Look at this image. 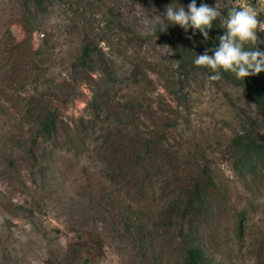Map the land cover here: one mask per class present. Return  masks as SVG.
Instances as JSON below:
<instances>
[{
    "label": "rangeland",
    "instance_id": "obj_1",
    "mask_svg": "<svg viewBox=\"0 0 264 264\" xmlns=\"http://www.w3.org/2000/svg\"><path fill=\"white\" fill-rule=\"evenodd\" d=\"M204 1L221 12L210 44L147 34L172 0H0V264H185L192 246L264 264V151L239 149L264 143L245 83L264 72L190 63L232 7L261 20L264 0Z\"/></svg>",
    "mask_w": 264,
    "mask_h": 264
},
{
    "label": "clouds",
    "instance_id": "obj_2",
    "mask_svg": "<svg viewBox=\"0 0 264 264\" xmlns=\"http://www.w3.org/2000/svg\"><path fill=\"white\" fill-rule=\"evenodd\" d=\"M220 16L221 12L216 5L210 7L202 2L197 7L196 0H190L185 8L179 0H172V3L165 5L163 13L155 10L152 16L154 23L149 27L147 34H154L157 26L161 32H165L168 27L179 25L185 32L189 28L193 29V35L195 30H199L204 41H207L213 22ZM257 17L258 13L253 8L232 7L222 20L225 30L224 34L218 37V46L211 50V55L208 51L195 55L193 63L213 70L216 74L210 76L212 80L220 79L221 69L242 80L264 72V50L256 47L257 30L264 32V19L258 20ZM246 43L255 47L246 49Z\"/></svg>",
    "mask_w": 264,
    "mask_h": 264
},
{
    "label": "trees",
    "instance_id": "obj_3",
    "mask_svg": "<svg viewBox=\"0 0 264 264\" xmlns=\"http://www.w3.org/2000/svg\"><path fill=\"white\" fill-rule=\"evenodd\" d=\"M39 2L40 0H36ZM183 3L185 4V7H187L188 3H190V0H182ZM205 3L204 0H196L197 7L200 6L201 3ZM206 4V3H205ZM215 23L213 22V27L209 30V39L206 41L207 43L210 44L211 39H217V29L215 28ZM201 40H204L202 35L199 33V30H195ZM207 48V46H205ZM87 51V50H86ZM183 57L179 58V62L182 65L183 64ZM190 62L191 64L193 63ZM246 86L250 88L256 98L257 104L259 106V109L263 115L264 118V85L259 87H255L249 80H245ZM43 129L46 131L48 134H51L52 130L54 129V120L52 117H47L45 122L43 123ZM239 149L242 152L247 159H250L253 155L257 156L258 153L264 151V143H260L254 138H251L249 136H245L244 138H241L240 144H239ZM200 192H199V187H196V189L193 192V199L198 200L200 198ZM185 264H207V258L204 254V252L198 248L197 246H192L189 248L187 252V258L185 261Z\"/></svg>",
    "mask_w": 264,
    "mask_h": 264
}]
</instances>
